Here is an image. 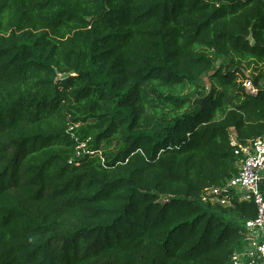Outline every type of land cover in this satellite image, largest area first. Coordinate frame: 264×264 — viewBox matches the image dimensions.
Segmentation results:
<instances>
[{"label":"trees","instance_id":"16d2710c","mask_svg":"<svg viewBox=\"0 0 264 264\" xmlns=\"http://www.w3.org/2000/svg\"><path fill=\"white\" fill-rule=\"evenodd\" d=\"M263 137L264 0H0V264H230Z\"/></svg>","mask_w":264,"mask_h":264},{"label":"built area","instance_id":"2783aa9c","mask_svg":"<svg viewBox=\"0 0 264 264\" xmlns=\"http://www.w3.org/2000/svg\"><path fill=\"white\" fill-rule=\"evenodd\" d=\"M244 86L249 91H256L251 82H246ZM233 146L237 147L235 153L240 157L237 176L223 187L206 189L202 200L223 207H229L235 201L253 203L256 206V217L244 223L242 246L234 250L230 264H264V192L260 189L264 180V137L244 146H239L234 139ZM84 153H89L85 143L77 148L76 157L79 158Z\"/></svg>","mask_w":264,"mask_h":264},{"label":"rangeland","instance_id":"374dc122","mask_svg":"<svg viewBox=\"0 0 264 264\" xmlns=\"http://www.w3.org/2000/svg\"><path fill=\"white\" fill-rule=\"evenodd\" d=\"M223 63H228V61L227 60H220L219 62H217V64H216V67H219L221 64H223ZM246 75L248 76V77H251V75H252V73L251 72H246ZM209 78L208 77H206V78H204V80H203V85L204 86H206V88H207V91L209 90V88H210V85H209ZM262 177H264V173L262 174ZM264 186V183L262 184V186L261 187H263Z\"/></svg>","mask_w":264,"mask_h":264},{"label":"crops","instance_id":"0c3cea01","mask_svg":"<svg viewBox=\"0 0 264 264\" xmlns=\"http://www.w3.org/2000/svg\"><path fill=\"white\" fill-rule=\"evenodd\" d=\"M263 183H264V180L262 181V183H261V185H260V189L264 192V186L261 187Z\"/></svg>","mask_w":264,"mask_h":264},{"label":"water","instance_id":"95a60500","mask_svg":"<svg viewBox=\"0 0 264 264\" xmlns=\"http://www.w3.org/2000/svg\"><path fill=\"white\" fill-rule=\"evenodd\" d=\"M252 39H253L252 37H249V39H248V40H249V41H252Z\"/></svg>","mask_w":264,"mask_h":264}]
</instances>
